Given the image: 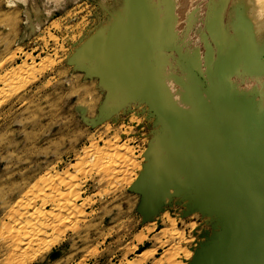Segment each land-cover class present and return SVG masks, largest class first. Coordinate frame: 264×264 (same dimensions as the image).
<instances>
[{"label":"rangeland","instance_id":"obj_1","mask_svg":"<svg viewBox=\"0 0 264 264\" xmlns=\"http://www.w3.org/2000/svg\"><path fill=\"white\" fill-rule=\"evenodd\" d=\"M259 2L0 0V264H262Z\"/></svg>","mask_w":264,"mask_h":264},{"label":"bare ground","instance_id":"obj_2","mask_svg":"<svg viewBox=\"0 0 264 264\" xmlns=\"http://www.w3.org/2000/svg\"><path fill=\"white\" fill-rule=\"evenodd\" d=\"M241 1V0H240ZM237 2V1H236ZM246 2H247V0H246ZM249 2V1H248ZM251 2V1H250ZM244 3V2H243ZM253 3H254V1H253ZM257 3V2H256ZM260 7L262 6V8L264 7V0H260ZM263 3V4H262ZM236 4V3H235ZM262 4V5H261ZM241 5V4H240ZM252 5V4H251ZM239 6V5H238ZM244 5H242V7H243ZM255 6V5H254ZM259 6H258V4H257V6H255L254 8H252V11H253V14H255L258 10L260 11V12H262V14L264 13L263 11L264 10H262V9H259ZM249 7V6H248ZM248 7H247V9H248ZM252 7V6H251ZM238 9V8H237ZM246 9V10H247ZM240 11V10H239ZM256 11V12H255ZM238 12V11H237ZM244 12V11H243ZM255 12V13H254ZM239 13V12H238ZM252 13V12H251ZM258 13V15H260L261 13H259V12H257ZM228 14H230V13H228ZM231 15V14H230ZM239 15V14H238ZM218 16V15H217ZM216 16V17H217ZM234 16V15H233ZM255 17V16H254ZM254 17L252 16V20H248L247 21V19H242L243 21H240V22H242L241 23V25H233V26H235V28H234V30H235V35H234V37H233V41L232 42H230V44H229V50H228V52H227V54H225L226 55V57H225V59H224V62H225V64H224V62H223V66L225 65L226 67H225V69L228 71L229 70V68H231L232 66L234 67L235 65H236V62H239V61H242V59H244V61H246L245 59H246V56L248 55H250V51H251V49H250V44H251V42L253 41H250V44L248 43V41H249V37H251L250 36V34H252L251 32H252V30L251 29H253L252 27L253 26H255L257 29H258V31H259V34L261 33V30H264V20H259V18H258V20L259 21H254ZM257 17H260V16H257ZM218 18H219V16H218ZM217 18V19H218ZM230 18V17H229ZM247 18H248V16H247ZM262 19V18H261ZM235 20H236V18H235ZM215 21V20H214ZM218 21V20H217ZM232 22V21H231ZM213 23V22H212ZM218 23V22H217ZM233 23H234V21H233ZM211 26H213V25H211ZM218 26H221L220 24H218ZM263 28V29H262ZM255 29V28H254ZM217 34H216V41H218L219 42V40H221L222 41V36L224 35L223 33H224V31L222 30V28H217ZM255 31V30H254ZM254 31H253V33H254ZM257 31V32H258ZM212 32H213V28H212ZM264 31H262V33H263ZM211 33V32H210ZM256 33V32H255ZM261 33V34H262ZM258 33H257V36L259 35ZM263 35V34H262ZM215 36V35H214ZM253 36H254V34H253ZM221 38V39H220ZM252 38V37H251ZM217 39H219V40H217ZM225 40V39H224ZM251 40V39H250ZM256 40V39H255ZM258 41V40H257ZM222 43H224V42H222ZM253 43V42H252ZM262 48V47H261ZM92 51V50H91ZM206 55H208V54H206ZM254 55V54H253ZM253 55H252V57H253ZM92 56V55H91ZM251 56V55H250ZM250 56H249V58H250ZM254 57H255V55H254ZM256 59V58H255ZM193 60V59H192ZM194 60H196V59H194ZM249 60V59H248ZM197 61V60H196ZM223 61V60H222ZM251 61H253V59L251 60ZM255 61V60H254ZM243 62V61H242ZM249 62V61H248ZM193 63V62H192ZM239 64V63H238ZM248 65V64H247ZM251 65V64H250ZM222 66V67H223ZM236 67V66H235ZM223 69H224V67H223ZM224 69V70H225ZM235 69V68H234ZM231 70V69H230ZM232 72V71H231ZM153 76V75H152ZM153 78V77H152ZM152 78H149V85L148 86H150V87H152V89L153 88H155V86H154V84H155V82L153 83V81H154V79H152ZM156 78H157V76H156ZM161 84V83H160ZM159 88V87H158ZM161 88V87H160ZM156 90V92H158L157 91V89H155ZM161 91L162 90H160L159 92L161 93ZM162 95H163V93H161ZM157 96H160L159 95V93L157 94ZM160 97H162V96H160ZM233 107H235V106H233ZM232 107V109H235V108H233ZM242 109H240L239 111H241ZM243 111H244V109H243ZM248 111V110H247ZM242 112V111H241ZM253 142H254V140H253ZM258 143V142H257ZM260 143V142H259ZM252 144H254V143H252ZM255 146V145H254ZM252 147V146H251ZM257 147H261V146H259V144H258V146ZM264 147V146H263ZM262 148V147H261ZM260 148V149H261ZM256 149V147L254 148V150ZM263 150V149H262ZM261 150V151H262ZM168 151V150H167ZM258 151V150H257ZM264 152V151H263ZM261 154V153H260ZM264 154V153H263ZM262 154V155H263ZM170 157V156H169ZM173 158V157H172ZM173 160V159H172ZM174 170V169H173ZM216 184V183H215ZM216 188V187H215ZM209 189V187H207V190ZM211 191V190H210ZM239 207V206H238ZM242 234V233H241ZM236 235V234H235ZM232 236V235H231ZM237 237V236H236ZM230 239H232V238H230ZM234 242V241H233ZM242 242V241H241ZM245 244H246V242H245ZM264 244V243H263ZM227 246V245H226ZM235 246H236V244H235ZM247 248V247H246ZM264 248V247H263ZM262 248V249H263ZM226 250V249H225ZM239 251V250H238ZM263 251V250H262ZM249 252H250V250H249ZM240 254V253H239ZM237 256V255H236ZM246 256V255H245ZM252 256V255H251ZM256 256V255H255ZM245 259V258H244ZM260 259H262V258H260ZM259 259V260H260ZM264 259V258H263ZM262 259V260H263ZM259 262H261V261H259ZM263 262L264 261H262V264H263ZM258 264V263H257ZM260 264V263H259Z\"/></svg>","mask_w":264,"mask_h":264}]
</instances>
